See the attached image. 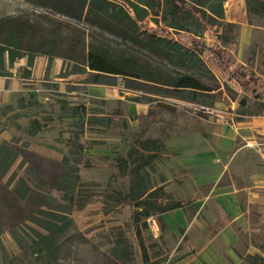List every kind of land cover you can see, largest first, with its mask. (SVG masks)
<instances>
[{"label":"rangeland","instance_id":"obj_1","mask_svg":"<svg viewBox=\"0 0 264 264\" xmlns=\"http://www.w3.org/2000/svg\"><path fill=\"white\" fill-rule=\"evenodd\" d=\"M43 3L0 0V42L7 38L10 25L24 22L26 26L18 50L24 57L0 71L8 75H0L8 87L14 74L21 80L20 85L14 83L16 90L0 93V264H167L174 259L172 252L180 236L167 232L161 212L140 216V222L135 219L143 209L130 198L129 174L134 165L129 153L134 151L139 157L141 142L160 138L167 125L155 119L164 111L198 113L194 106L201 105L215 110L207 114L222 121L228 113L235 120L264 114V32L256 34L246 65L225 62L217 66L207 61L211 74L199 78L214 90L210 97L199 95L193 102L176 93L166 96L145 80L118 76L111 85L92 83L83 63L90 44L104 48L109 57L125 59L137 73L167 79L178 67L139 44L60 14ZM250 23L264 27V17L252 14ZM143 27L150 33L167 35L160 15L149 16ZM168 31L180 42L192 39L188 32ZM221 31L211 27L204 42L214 45ZM237 31L238 27L229 33L233 44ZM31 50L39 51L29 67ZM232 51L236 55L235 49ZM24 60V67L19 68ZM251 72L256 73L253 82ZM69 107L79 109L75 113L65 109ZM33 120L39 122L40 129L32 133ZM76 145L82 147V160L76 193L69 204L64 193L52 187L63 171V158ZM162 157L159 154L156 159L149 185L160 188L154 197L166 207L180 199L173 184H162L166 179L160 167ZM20 179L34 187L36 194L23 198L24 190L16 192ZM48 201L55 209L68 207L74 221L71 229L56 236L50 249L37 234L45 231L33 221L34 216L40 217L39 210L49 209ZM251 216L252 233L244 235L241 245L254 244L257 255L264 257V211L255 208ZM15 230L23 248L12 235ZM243 264L249 263L245 260Z\"/></svg>","mask_w":264,"mask_h":264},{"label":"trees","instance_id":"obj_2","mask_svg":"<svg viewBox=\"0 0 264 264\" xmlns=\"http://www.w3.org/2000/svg\"><path fill=\"white\" fill-rule=\"evenodd\" d=\"M225 0H43L46 7H50L56 12L67 15L77 21L84 20L87 24L97 27L107 33H112L120 38L127 39L134 44H139L151 53L169 61L178 67L174 74H167V79L156 77L152 73H137L134 65L129 64L125 59L117 60L109 57L104 48H96L94 44L89 45V51L84 58V69L89 70L92 83L94 84H114V80L120 76L127 80L140 82L145 80L154 84L153 87L161 90L166 96L169 93H176L181 99L197 101V96L210 97L213 88L205 85L199 76L211 74L207 61L217 66L225 62L236 63V59L231 52L225 48L232 43V36L236 26L225 21L224 2ZM247 11L250 16L257 14L264 17V0H245ZM161 16L164 24L163 33H150L143 27L149 16ZM24 22L17 23L7 29L6 39L0 42V71L11 67L18 59L24 57L19 53L21 48L20 37L26 32ZM211 27H219L223 34L216 36L214 45H207L204 42V35ZM175 34L181 31L192 35L189 43H183L175 39L168 30ZM221 41V44H219ZM39 51V50H38ZM31 50L28 54L27 65L33 66L35 54L38 52ZM246 74V73H245ZM0 75L8 76L5 73ZM256 77L255 72H251L252 82ZM160 84V85H159ZM192 94V96H191ZM256 101L259 97L255 96ZM208 103V102H207ZM246 105L245 102H243ZM211 104V103H209ZM73 112H77L79 107H69ZM85 111V108H83ZM74 113V114H75ZM151 113L149 114V116ZM264 115V114H252ZM32 133L40 129L39 122L32 121ZM75 145V144H74ZM142 153L135 157L136 153H129L130 162L134 165L130 170V198L135 201L139 208L135 219L140 222V216L148 217L154 213L171 211L183 205L181 202H174L172 205L164 207L157 202L156 194L160 188H153L149 185L151 173L156 170V159L163 150L159 139H148L141 142ZM2 150V149H1ZM0 150V151H1ZM82 147L72 146L61 164L63 171L59 180L53 185L54 190L64 193V199L72 204L76 187L79 182L78 172L81 163L80 151ZM143 163H140L142 162ZM127 163V162H126ZM24 197H31L36 194V189L27 184L26 180L20 179L15 187V191L21 190ZM43 200L46 197L42 196ZM154 199V200H152ZM52 200V199H51ZM54 201V200H53ZM48 210H39L40 217L34 216L33 221L43 230L44 234L37 232L38 237L47 244L48 249L53 248L56 236L63 235L74 226V221L69 217L68 207L59 206L55 209L52 201L46 203ZM23 248V241L19 233L12 232ZM249 264H264L262 255H248L246 258ZM148 261V257L145 258ZM152 264H158L153 262Z\"/></svg>","mask_w":264,"mask_h":264},{"label":"crops","instance_id":"obj_3","mask_svg":"<svg viewBox=\"0 0 264 264\" xmlns=\"http://www.w3.org/2000/svg\"><path fill=\"white\" fill-rule=\"evenodd\" d=\"M224 2L225 21L238 27L237 42L225 48L246 65L264 27L250 23L245 0ZM15 77L8 79L9 87L0 79V93L16 90L14 83L21 80ZM197 112L164 111L155 119L167 125L157 137L163 147L162 184H173L183 203L161 214L167 232L180 236L167 264H243L258 254L254 244L241 243L252 233L251 211H264V115L235 120L228 113L222 121Z\"/></svg>","mask_w":264,"mask_h":264},{"label":"built area","instance_id":"obj_4","mask_svg":"<svg viewBox=\"0 0 264 264\" xmlns=\"http://www.w3.org/2000/svg\"><path fill=\"white\" fill-rule=\"evenodd\" d=\"M195 110L198 111H203L205 113H209V114H212L215 112V110L211 109V108H208V107H205V106H201V105H198V106H194ZM217 116H220V115H217ZM154 222V221H153ZM155 224V222H154ZM156 225V224H155Z\"/></svg>","mask_w":264,"mask_h":264}]
</instances>
